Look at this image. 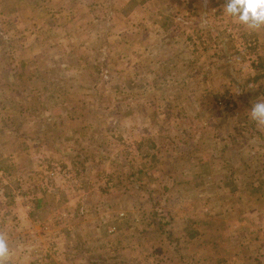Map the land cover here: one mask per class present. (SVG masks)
Listing matches in <instances>:
<instances>
[{
  "label": "rangeland",
  "instance_id": "374dc122",
  "mask_svg": "<svg viewBox=\"0 0 264 264\" xmlns=\"http://www.w3.org/2000/svg\"><path fill=\"white\" fill-rule=\"evenodd\" d=\"M5 3L0 232L12 264H201V243L259 225L234 182L264 175V156L239 150L260 146L250 110L263 75L224 0Z\"/></svg>",
  "mask_w": 264,
  "mask_h": 264
},
{
  "label": "crops",
  "instance_id": "0c3cea01",
  "mask_svg": "<svg viewBox=\"0 0 264 264\" xmlns=\"http://www.w3.org/2000/svg\"><path fill=\"white\" fill-rule=\"evenodd\" d=\"M5 2L6 0H0V11L5 12ZM227 21L229 31H233L237 43L248 54L251 68L257 70V74L263 75L264 83V29L259 32L248 31L229 17ZM259 127L263 131L262 135L257 134L259 148L252 150L243 146L239 149L242 154L252 155L259 151L264 156V126ZM260 137H263V140ZM242 168L250 171L249 166ZM239 179H241L238 180L239 183L234 182V185H242L246 189V192L241 194L243 199L249 203L259 204L253 210L254 218L259 219V225L244 228L242 232L233 229V237L229 242L221 240L220 242L201 243L199 248H196L197 257L202 259L201 264H264V208L260 206L264 203V175L260 173L257 178L254 173H248V178Z\"/></svg>",
  "mask_w": 264,
  "mask_h": 264
},
{
  "label": "clouds",
  "instance_id": "9594fccd",
  "mask_svg": "<svg viewBox=\"0 0 264 264\" xmlns=\"http://www.w3.org/2000/svg\"><path fill=\"white\" fill-rule=\"evenodd\" d=\"M208 0H202L206 5ZM223 12L248 31L264 29V0H224ZM250 118L257 126H264V100L252 104ZM13 250L5 233L0 232V264H12Z\"/></svg>",
  "mask_w": 264,
  "mask_h": 264
}]
</instances>
